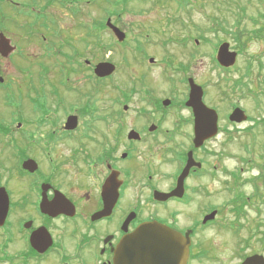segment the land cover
Listing matches in <instances>:
<instances>
[{"label": "flooded vegetation", "instance_id": "obj_1", "mask_svg": "<svg viewBox=\"0 0 264 264\" xmlns=\"http://www.w3.org/2000/svg\"><path fill=\"white\" fill-rule=\"evenodd\" d=\"M40 1L0 0V35L13 48L5 60L14 64L15 58L23 57L21 41L25 45L36 43L46 55L66 57L60 60L65 75L73 77L88 70L86 77L95 83L93 88L107 80L110 76H94L95 65L103 61L84 60L81 67L77 56L73 58L64 51L67 45L48 42L46 31L53 24L47 23L45 9L50 2ZM7 26L10 31H6ZM140 54L144 59V52ZM148 63L151 64L149 60ZM39 67L46 69L42 62ZM150 67L144 65L146 70ZM244 71L247 75V69ZM188 79L170 83L172 92L184 87L180 108H168L171 98L150 97L151 111H134L129 126L124 123L128 111H94L88 92L80 108L62 113L53 109L20 111L7 118L9 123H1L0 143L5 136L10 154L7 169L0 161L5 169L0 171V187L7 194V211L0 225V264H114V252L121 239L139 225L151 222L183 236L188 233L186 264L212 258L218 248L209 246L204 234L211 228L221 229L225 223L216 219L203 222L205 213L193 218L186 210L201 211L205 207L204 196L212 186L204 183L206 180L218 183L217 194L233 196L239 185L238 170L221 165L218 155L209 157L215 162L208 168V158L201 154L215 137L194 148V116L192 109L184 106L189 94ZM194 83L202 88L203 103L217 114L218 134H227V129L221 130L217 110L204 100L205 87L195 80ZM243 87L242 82L223 80L222 95L233 97ZM59 98L57 103L61 102ZM165 100L170 103L167 107L162 104ZM236 107L239 106L232 104L231 111ZM70 116L77 117V125L66 130ZM84 116L89 118L87 126L81 124ZM189 152L194 164L179 184ZM28 160L37 165L34 171L22 169V163ZM166 163H170L169 173L161 168ZM221 172L224 177L219 180ZM175 190L180 196L165 201L155 198V194L166 195ZM214 210L218 208L210 206L209 212Z\"/></svg>", "mask_w": 264, "mask_h": 264}, {"label": "rangeland", "instance_id": "obj_2", "mask_svg": "<svg viewBox=\"0 0 264 264\" xmlns=\"http://www.w3.org/2000/svg\"><path fill=\"white\" fill-rule=\"evenodd\" d=\"M185 1L78 0V14L73 16L69 7H60L65 0H49L45 12L54 17L56 25L50 28L53 34L46 31L48 42L57 43L59 35L60 41L67 45L64 51L73 58L77 56L81 67L84 60L90 63L109 61L116 66V71L93 88L95 83L93 85V81L86 77L88 70H82L73 77L67 76L60 62L66 57L46 55L38 44L25 45L21 41L25 61L19 57L15 58L14 64H9L0 57V77L3 79L0 84V120L2 124L9 123L7 118L12 117L11 114L34 111L41 103L44 111H71L83 105L88 92L94 111H128L124 123L129 126L133 122L134 111H151L150 97L171 98L173 101L168 108H180L184 87L172 92L170 83L192 77L205 87L204 100L217 110L221 130L227 129L228 132H220L205 146L201 155L208 158V168L215 162L214 158H209L212 155L220 156L221 165L237 167L239 185L234 195L248 198V203L243 215L236 218L230 203L233 196L224 192L217 194L218 183L204 181L207 185L212 183L204 196L205 207L201 211L192 208L186 212L197 218L199 213L209 214V208L213 206L218 208L214 220L225 224L221 229L211 228L204 234L209 246L218 248L212 253V258L191 264H241L245 256L264 255V125L255 126V122L264 117V19L259 18L260 13L264 14V0H187L185 8L179 6L178 2ZM237 14L242 17L238 28L235 26ZM108 17L124 32L122 44L108 29L102 31ZM212 17L219 18L221 24L212 26ZM251 17L256 19L255 23ZM8 27L6 31H10ZM238 30L241 31V48L235 44L232 34ZM89 32H93L91 37ZM183 38H186L184 44L181 43ZM194 40L198 41L197 45ZM223 41L240 50L236 64L227 72L216 68L213 63L215 48ZM140 51L144 52V59ZM149 57L154 59L153 64L148 63ZM36 62H42L46 69L42 70ZM144 65L153 67L146 70ZM184 67L188 70L183 71ZM142 74L145 76L141 83ZM223 80L230 83L238 80L245 87L239 88L233 97L230 94V98L223 97ZM57 97H60V103H57ZM232 104L241 107L251 121L242 124L228 122L226 116ZM125 107L127 109L123 110ZM88 119V116L82 117L81 124L87 126ZM6 139L1 137L0 161L7 169L10 150ZM1 167L0 171H5ZM161 168L164 173L171 172L170 163ZM219 176L221 180L224 174L221 172ZM195 200L201 199L195 197ZM231 225L233 227H229Z\"/></svg>", "mask_w": 264, "mask_h": 264}, {"label": "water", "instance_id": "obj_3", "mask_svg": "<svg viewBox=\"0 0 264 264\" xmlns=\"http://www.w3.org/2000/svg\"><path fill=\"white\" fill-rule=\"evenodd\" d=\"M106 26L111 30L119 42L125 38V34L117 27L111 24L110 19L106 21ZM13 48L8 44L7 39L0 35V55L8 57ZM216 60L223 68H229L234 65L236 53L229 51L228 43H222L217 50ZM154 60L151 58L150 62ZM115 70L113 64L102 62L95 66L94 74L99 78L111 75ZM0 82L2 79L0 78ZM189 94L185 106L192 109L194 116V139L195 148L202 146L203 142L213 138L218 131L217 114L213 109L205 106L202 101V88L197 86L193 79H188ZM164 107L170 103L165 100L162 102ZM126 109V107L124 108ZM247 119L244 111L235 108L229 115V121L233 123H243ZM77 125V117L70 116L65 123L66 130H73ZM191 152L188 153L187 163L178 178V183L187 176L190 167L193 165ZM22 168L28 171H34L37 165L32 161L23 163ZM155 194L159 201H165L172 196H180L177 190L171 194ZM0 225L4 221L7 211V194L3 188H0ZM216 212H212L204 217L203 221L213 220ZM190 239L188 234L182 236L158 223H144L139 225L132 233L121 239L114 252V264H185L188 257V247ZM242 264H264L263 256L247 257Z\"/></svg>", "mask_w": 264, "mask_h": 264}, {"label": "trees", "instance_id": "obj_4", "mask_svg": "<svg viewBox=\"0 0 264 264\" xmlns=\"http://www.w3.org/2000/svg\"><path fill=\"white\" fill-rule=\"evenodd\" d=\"M181 7H185V6H187L188 5V1L186 0L184 3H180L179 4ZM241 12L243 13L244 12V9L242 8L241 9ZM236 17H237V19H236V22H235V26L238 28V26L240 25V19L242 18V17H240V15L239 14H237L236 15ZM259 18H262V19H264V14H259ZM211 20H212V22H213V24H212V26H215V25H220L221 24V20H219V18H217V17H212L211 18ZM251 20L253 21V23H255L256 22V19H252V17H251ZM99 27H101L100 25H99ZM104 28V27H103ZM213 28V27H212ZM236 30V29H235ZM261 31H263V29H260ZM241 31L240 30H238V31H233L232 32V34H233V39L235 40V44L236 45H238L239 46V48H241L240 47V45H242V41H241V33H240ZM255 33V32H254ZM203 40H206L205 38H203V37H201ZM182 41H185V40H182ZM36 109H35V111H44L43 110V107L42 106H40L39 104H37L36 105ZM0 123H1V121H0ZM257 125H264V117H263V119L259 122V121H256L255 122ZM232 202H233V204L235 205V208L233 209V211H234V213H235V215H236V218H239L240 216H241V214L243 215V212H244V207H245V205H246V203H248V201H247V199H244V198H242V197H240V196H235V198L232 200Z\"/></svg>", "mask_w": 264, "mask_h": 264}]
</instances>
